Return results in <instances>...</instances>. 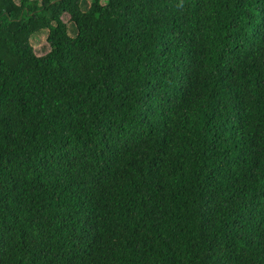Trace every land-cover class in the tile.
<instances>
[{
  "label": "trees",
  "instance_id": "obj_1",
  "mask_svg": "<svg viewBox=\"0 0 264 264\" xmlns=\"http://www.w3.org/2000/svg\"><path fill=\"white\" fill-rule=\"evenodd\" d=\"M0 264H264V0H0Z\"/></svg>",
  "mask_w": 264,
  "mask_h": 264
},
{
  "label": "rangeland",
  "instance_id": "obj_2",
  "mask_svg": "<svg viewBox=\"0 0 264 264\" xmlns=\"http://www.w3.org/2000/svg\"><path fill=\"white\" fill-rule=\"evenodd\" d=\"M82 8L85 9V6H83ZM61 20L64 23H66L68 34L73 35L74 29H73L72 25L67 21L68 16L65 13H63L61 15ZM45 34H46V30L41 29L37 32H34L30 36V39H29L30 45L32 47L34 54L37 56L43 55L49 50L48 43L45 40Z\"/></svg>",
  "mask_w": 264,
  "mask_h": 264
}]
</instances>
